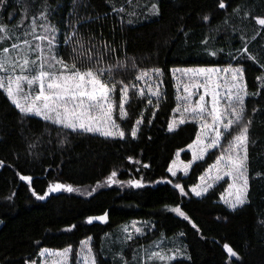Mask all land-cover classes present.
Masks as SVG:
<instances>
[{
	"label": "trees",
	"instance_id": "1",
	"mask_svg": "<svg viewBox=\"0 0 264 264\" xmlns=\"http://www.w3.org/2000/svg\"><path fill=\"white\" fill-rule=\"evenodd\" d=\"M26 2L31 5V16L40 11L43 0ZM225 2L226 9L218 7V0H131V4L128 0H48L50 9L54 10L51 22L61 32L59 40H63L62 33L67 30L69 20L75 18L69 13L76 4V15L82 21L78 27L86 40L94 38L99 45L107 41L116 49V58H134L139 68L162 69L160 91L164 98L157 111L147 105L148 93L140 98L134 89L130 90L131 99L125 104L128 115L120 120L126 136L119 140L78 134L38 117H24L0 90V161L3 162L0 264H41L39 252L43 247L78 249L80 242L89 237L99 264H122L114 252L104 253L101 248L106 236L116 234L130 221H149L146 226L149 230L145 236L127 243L123 258L128 264H142L143 248L162 237L175 236H181L186 243L188 258L177 259L172 264H264V223H261L264 221V88L257 79L264 74L261 67L264 30L257 35L261 27L257 21L264 19V0ZM13 4L17 6L6 11H16L19 22L24 9L17 0ZM152 4L158 5V16L152 14ZM121 7L124 13L114 11ZM205 15L210 17L208 21L203 19ZM129 19L133 21L131 24L127 22ZM0 23L11 22L0 13ZM245 41L248 46L245 55H252L254 60L234 58L241 56L238 50ZM10 43L6 40L0 47ZM61 52L67 57L66 48L62 47ZM212 52L216 55H211ZM128 64L131 65V60ZM229 64L244 68L250 93H261L259 97L246 98L248 114L252 117L248 148L250 202L235 211L220 199L227 187L225 182L202 198L189 191L213 163L210 157L197 162L186 177L172 178L168 171L176 154L186 150L199 132L195 122L168 131L178 104L171 70L223 68ZM134 75L129 68L117 79L127 83ZM114 94L119 98L120 85ZM152 99L155 104L156 98ZM141 113L144 122L139 126L137 138L132 139L129 131ZM184 159L188 161L187 154ZM145 164L149 167H143ZM114 170L117 181L142 178L145 186L141 189L128 187L127 183L105 186ZM18 173L31 175L32 185L21 181ZM177 182L189 195H182L173 186ZM56 183L71 185L75 191L50 195L45 200H37L33 195V191L45 195ZM98 184L101 187L97 188ZM174 207H180L191 223L170 211ZM105 212L108 213L106 224L86 222L88 217ZM193 223L196 228L192 227ZM72 225L75 228L65 231ZM225 245L232 247L241 259L230 256ZM132 246H135L133 253Z\"/></svg>",
	"mask_w": 264,
	"mask_h": 264
},
{
	"label": "snow or ice",
	"instance_id": "2",
	"mask_svg": "<svg viewBox=\"0 0 264 264\" xmlns=\"http://www.w3.org/2000/svg\"><path fill=\"white\" fill-rule=\"evenodd\" d=\"M128 2L131 4V0ZM17 4L24 9L19 22H17L16 11H6L9 7L17 6L13 4V0H0V13L11 22L10 24L0 23V45L6 40L11 42L10 45L0 47V90H3L22 116L39 117L45 122L78 134L89 133L106 139L124 140L126 132L117 119L127 118L125 104H128L131 99L130 90L134 89L140 98L145 97V88L139 87L137 81L143 82L147 88V105L159 110V104L164 98L160 91L163 81H151L150 74L160 77L163 74L162 69L139 68L134 58H116V49L107 41L99 45L94 38L90 37L86 40L78 27L82 21L76 15V4L73 5V12L69 13L75 18L69 20L67 30L62 33V41L58 39L61 35L60 30L51 22L50 17L54 10L50 9L48 0H43L40 11L31 16H29L31 5L26 0H17ZM218 7L226 9L228 4L225 0H218ZM114 11L124 13L125 9L114 8ZM151 12L156 16L160 14L157 4L151 5ZM129 15H135V13H129ZM203 19L208 21L210 17L205 15ZM37 21H40V32H37ZM127 22L131 24L133 21L129 19ZM257 23L261 26L257 31L259 35L260 31L264 30V19H259ZM13 26L22 31L19 33L11 31ZM240 38L243 41V36ZM252 39H255V36ZM62 47L67 49V60L59 51ZM238 51L241 56L234 57L235 59H241V57L248 60L255 59L252 55H245L248 53L246 41ZM211 55H216V52H212ZM128 60H131V65L128 64ZM129 68L135 73L134 79L127 83L123 79H117L122 71ZM171 71L174 77L179 73L176 87L177 92L182 89V94L176 96L179 103L174 109L175 113L180 114L179 119L173 116L171 123L168 124V131L174 132L179 125L188 122L198 124L199 133L195 141L189 145L192 149L193 162L197 159L203 160L210 150H219L218 154L213 153L215 162L207 167L205 175L200 176L201 183L193 187L191 193L202 197L216 183L225 181L227 177L231 183L225 181L227 188L220 199L235 211L238 207L250 202L248 199V148L252 117L248 114L246 98L259 97L261 93L248 91L242 66L232 67L229 64L224 68H174ZM257 79L261 81L260 87L264 88V74ZM117 85H120L118 103L113 96L117 91ZM152 97L156 98L155 104ZM255 111L256 109L253 108L252 114ZM117 113L118 117L115 115ZM151 118H155L154 112ZM143 122V113H141L140 118L135 120L134 126L129 131L132 139L137 138L139 126ZM136 163L139 162L136 161ZM2 165L3 162L0 161V166ZM143 167L148 168L149 165L145 164ZM189 167H191L190 163L184 165L185 174ZM168 171L175 176V165L168 168ZM18 175L21 181L32 185L31 175L19 173ZM116 177L117 172L114 170L104 185L124 186L127 183L128 187L136 189L145 186L142 178L124 182L117 181ZM166 182L171 183V181ZM173 186L178 188L182 195H189L179 182ZM99 187L101 185L98 184L97 188ZM61 191L72 193L75 189L71 185L56 183L48 188L47 194L38 195L33 191V195L37 200H45L48 194ZM170 211L191 223L188 215L180 207L171 208ZM94 220L107 223L108 213L88 217L86 222L92 224ZM192 227L196 228V224L193 223ZM72 228H75V225L65 231H71ZM123 232L126 233L123 237L125 242L134 238L133 233L136 236L146 234L144 229L138 227L135 222L125 227ZM90 241L91 237L80 242L76 264H99ZM161 243L157 242L155 247L161 248ZM225 248L230 256L241 259L232 247L225 245ZM144 251L148 260L160 262V264H172V261L180 255L179 252L168 255L162 250L145 249ZM71 254V246L63 250L43 247L39 252L41 257L47 255L60 258L54 260L53 264H68ZM121 259L122 264H128L125 258L121 257ZM148 260L144 261V264H148Z\"/></svg>",
	"mask_w": 264,
	"mask_h": 264
},
{
	"label": "rangeland",
	"instance_id": "3",
	"mask_svg": "<svg viewBox=\"0 0 264 264\" xmlns=\"http://www.w3.org/2000/svg\"><path fill=\"white\" fill-rule=\"evenodd\" d=\"M39 23L40 22H37V25H38L37 26V32H40L41 31V29L39 28ZM11 31H14V32L19 33L22 30L19 31L17 29L11 28ZM58 39H59V37H58ZM59 51L61 52V48H60ZM61 54H62V52H61ZM64 58H65V60L68 59V57H66V56H64ZM217 68H222V67H217ZM178 77H179V73H177L176 76L174 77L175 90H176L177 95H181L182 94V89H181L180 92H177V87H176V85H177V78ZM150 80L151 81H157V82L161 81L160 77L155 76V74H150ZM138 83L140 84L139 87L145 88V93H148L147 92V88L145 87L144 83L141 82V81H138ZM113 96L115 98V102L118 103L119 102V98L116 97L115 94H113ZM178 103H179V101H178ZM115 115H117V117H118V113L115 114ZM179 115H180L179 113H175L174 112V116H175L176 119H179ZM117 122L120 123V120L117 119ZM213 153L218 154L219 153V150L218 149L210 150L204 156L203 160H205L207 157H210L213 160V163H214L215 162V156L213 155ZM186 154L189 157L188 161H185V159H184V155H186ZM203 160L197 159V160H195L193 162L192 149H190L188 147L186 150L181 151V152H178L176 154V156H175V159H174L173 163L171 164V167H173V165H175L176 175L173 176L171 172H169V174L172 176V178H176L179 175L186 177V176H188L190 174V171H191L192 167L197 162H201ZM189 163L191 164V167H189L187 169V174H185L184 165L185 164H189ZM206 172H207V170L202 175H205ZM225 181H227L228 183H231V180L229 178H227V177H225ZM225 181H219L218 183H216L214 185L213 188H215L216 186L220 185L221 183H223ZM200 183H201V181L199 179L197 185H199ZM193 187H195V186H193ZM193 187H191L189 189L190 193H191V189ZM213 188H211V189H213ZM211 189H209V191ZM63 192H65V191L53 192L51 194H48L47 197L50 196V195H54V194H58V193H63ZM46 194H47V192H46ZM192 195L195 196L194 194H192ZM206 195H204V196H206ZM204 196H202V197H204ZM195 197H197V196H195ZM202 197H197V198H202ZM226 206L228 208H230L228 205H226ZM134 222L137 224L138 227H142L144 229L145 233L148 232L149 229L146 226H147V224H148L149 221H130L129 223L125 224L116 234H109L108 236H106L104 238L103 243H102V248H101L102 250H104V253H105V251H112V252H114L116 254L117 257H119V258L123 257V252L125 251V248H127V243L129 242V241L125 242L124 239H123V237L126 235V233L123 232V229L125 227L130 226ZM93 223L106 224V223H102V222H100L98 220H94ZM133 236H134V238L131 241H134L137 238L143 237V236H136L135 233H133ZM157 242H162L161 243V248H156L155 247V244ZM90 244H91V247L93 248L92 240L90 241ZM134 249H135V246H132V250L130 249L132 251V253H133ZM145 249L150 250V251H161L162 250L163 252L167 253L168 255H173L175 252H179L180 255H179V257L177 259L188 258V252H187V249H186V243L183 241V238L181 236H175V237H170V238L162 237V238H160L158 240H155L153 243L149 244L147 247L143 248V250H142V264H144V261L148 260V257H147V255H146V253L144 251ZM78 251H79V248L78 249H72V254H71V257L69 259L68 264H76V261L78 259V257H77V252ZM93 251L95 253L94 248H93ZM104 255L106 256V254H104ZM41 258H42V263L41 264H53V261L54 260L60 259L58 257H49L47 255L44 256V257H41ZM152 263H158V264H160V262H153V261L148 260V264H152Z\"/></svg>",
	"mask_w": 264,
	"mask_h": 264
},
{
	"label": "crops",
	"instance_id": "4",
	"mask_svg": "<svg viewBox=\"0 0 264 264\" xmlns=\"http://www.w3.org/2000/svg\"><path fill=\"white\" fill-rule=\"evenodd\" d=\"M39 118V117H38Z\"/></svg>",
	"mask_w": 264,
	"mask_h": 264
}]
</instances>
